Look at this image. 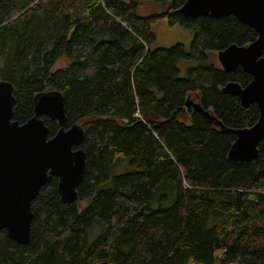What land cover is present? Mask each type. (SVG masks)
Listing matches in <instances>:
<instances>
[{
    "label": "trees",
    "instance_id": "1",
    "mask_svg": "<svg viewBox=\"0 0 264 264\" xmlns=\"http://www.w3.org/2000/svg\"><path fill=\"white\" fill-rule=\"evenodd\" d=\"M138 1L167 7L140 17ZM185 1L0 0L12 120L25 123L38 95L59 93L64 127L82 128L74 148L86 157L74 201L62 200L56 178L32 201L27 246L0 232V264H264V139L255 161L234 162L235 136L223 130L257 121L255 104L221 91L251 77L207 63L257 34L232 16L185 17ZM160 19L191 32L188 50L153 47ZM180 59L198 62L183 78ZM40 118L52 138L60 126ZM162 185L173 199L160 196Z\"/></svg>",
    "mask_w": 264,
    "mask_h": 264
},
{
    "label": "water",
    "instance_id": "2",
    "mask_svg": "<svg viewBox=\"0 0 264 264\" xmlns=\"http://www.w3.org/2000/svg\"><path fill=\"white\" fill-rule=\"evenodd\" d=\"M179 12L185 17L222 18L232 16L252 28L257 38L246 46L230 45L217 53L225 72L242 71L251 77L241 87L230 82L222 88L236 97L244 108L255 104L258 118L244 129H223L235 136L228 158L248 163L258 158V145L264 139V0H186ZM193 109L199 105L192 102ZM15 98L12 85L0 82V232L20 245L30 241L32 201L40 189L56 178L65 202L74 201L75 192L86 170L85 152L79 145L84 131L78 125L64 127L63 98L59 93H43L35 98L34 115L25 123L12 120ZM57 121L60 126L52 138L40 118Z\"/></svg>",
    "mask_w": 264,
    "mask_h": 264
},
{
    "label": "rangeland",
    "instance_id": "3",
    "mask_svg": "<svg viewBox=\"0 0 264 264\" xmlns=\"http://www.w3.org/2000/svg\"><path fill=\"white\" fill-rule=\"evenodd\" d=\"M167 5L162 3H152L147 1H138V6L136 13L140 17H147L154 14H161L166 10ZM153 25V30L156 35V40L153 44L154 48H171L175 46L176 44H181L184 49L188 50L191 40H192V34L190 31L185 30L177 25H168L166 20L160 19L157 20ZM207 63H213L218 64L217 58L215 57L214 53H209V59ZM66 64V61L64 59H61L55 66L56 69L64 67ZM198 65V62L191 61V60H177L176 66L179 70V77L183 78L186 76V71L189 68H193ZM186 123H189L188 120H183ZM159 194L164 195L166 200L169 198V200L173 196L169 193V196H167V188L163 185L159 188ZM171 197V198H170ZM171 203V201H170ZM165 204V205H169ZM159 205V202L152 203V207L156 208ZM99 222L95 221V226L98 227ZM95 226L90 230L89 233V239L93 240V238L99 233V227L98 229L95 228ZM101 230V229H100ZM220 252H216V256H219Z\"/></svg>",
    "mask_w": 264,
    "mask_h": 264
},
{
    "label": "built area",
    "instance_id": "4",
    "mask_svg": "<svg viewBox=\"0 0 264 264\" xmlns=\"http://www.w3.org/2000/svg\"><path fill=\"white\" fill-rule=\"evenodd\" d=\"M135 116H139L138 114H136Z\"/></svg>",
    "mask_w": 264,
    "mask_h": 264
}]
</instances>
